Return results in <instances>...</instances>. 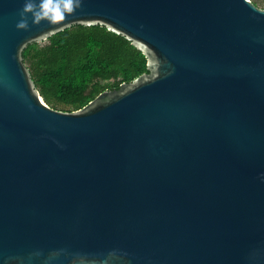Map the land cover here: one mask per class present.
<instances>
[{
  "label": "water",
  "instance_id": "water-1",
  "mask_svg": "<svg viewBox=\"0 0 264 264\" xmlns=\"http://www.w3.org/2000/svg\"><path fill=\"white\" fill-rule=\"evenodd\" d=\"M25 3L0 0V264H264V9L80 0L52 24ZM75 24L147 73L63 112L22 51Z\"/></svg>",
  "mask_w": 264,
  "mask_h": 264
},
{
  "label": "trees",
  "instance_id": "trees-1",
  "mask_svg": "<svg viewBox=\"0 0 264 264\" xmlns=\"http://www.w3.org/2000/svg\"><path fill=\"white\" fill-rule=\"evenodd\" d=\"M264 6V0H251ZM22 62L48 106L77 111L104 91L147 73L145 56L123 36L100 25H72L28 44Z\"/></svg>",
  "mask_w": 264,
  "mask_h": 264
},
{
  "label": "clouds",
  "instance_id": "clouds-1",
  "mask_svg": "<svg viewBox=\"0 0 264 264\" xmlns=\"http://www.w3.org/2000/svg\"><path fill=\"white\" fill-rule=\"evenodd\" d=\"M80 0H40L37 4L35 0H26L22 14H32L34 20L47 19L52 24H57L65 19L67 14H71L79 6ZM26 19L21 20L17 27H26Z\"/></svg>",
  "mask_w": 264,
  "mask_h": 264
},
{
  "label": "rangeland",
  "instance_id": "rangeland-1",
  "mask_svg": "<svg viewBox=\"0 0 264 264\" xmlns=\"http://www.w3.org/2000/svg\"><path fill=\"white\" fill-rule=\"evenodd\" d=\"M260 8L264 9V6H261Z\"/></svg>",
  "mask_w": 264,
  "mask_h": 264
}]
</instances>
